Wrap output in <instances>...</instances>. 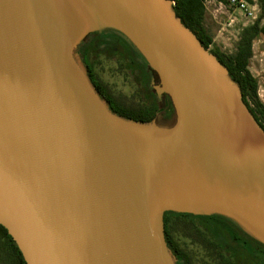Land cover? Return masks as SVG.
Here are the masks:
<instances>
[{
  "label": "water",
  "instance_id": "obj_1",
  "mask_svg": "<svg viewBox=\"0 0 264 264\" xmlns=\"http://www.w3.org/2000/svg\"><path fill=\"white\" fill-rule=\"evenodd\" d=\"M113 29L175 120L113 113L77 54ZM218 214L264 245V130L171 0H0V225L25 264H177L163 214Z\"/></svg>",
  "mask_w": 264,
  "mask_h": 264
},
{
  "label": "trees",
  "instance_id": "obj_2",
  "mask_svg": "<svg viewBox=\"0 0 264 264\" xmlns=\"http://www.w3.org/2000/svg\"><path fill=\"white\" fill-rule=\"evenodd\" d=\"M171 1L175 14L181 23L190 29L202 46L208 49L228 70L230 78L238 84L241 90L244 104L264 130V104L257 96L256 80L247 68L252 53L253 37L259 33L264 35V0H257L260 9L258 18L252 25L243 29L236 45V51L229 55L209 49L212 38L202 23L205 11L202 0ZM92 54L88 58L91 63L92 74L87 75L99 96L107 102L109 109L113 113L128 119L144 122L153 120L152 112H149L141 104L129 101L126 97L120 101L115 100L107 86L97 76L94 60L96 51L93 50ZM247 98H250V102ZM197 220L200 223H197ZM182 224L187 225L190 229L192 235L189 238L205 250L204 256L201 257L198 264H264V245L246 234L232 220L218 214L196 216L167 211L163 214L164 238L168 248L177 259V264H192L188 253L179 245L177 227ZM0 264H25L17 246L1 225Z\"/></svg>",
  "mask_w": 264,
  "mask_h": 264
},
{
  "label": "rangeland",
  "instance_id": "obj_3",
  "mask_svg": "<svg viewBox=\"0 0 264 264\" xmlns=\"http://www.w3.org/2000/svg\"><path fill=\"white\" fill-rule=\"evenodd\" d=\"M205 8L202 23L206 32L211 36L212 43L209 49L224 55L233 54L241 37L243 29L252 25L255 19L246 17L243 12L231 6L227 0H202ZM258 3V1L256 0ZM251 56L247 68L257 83V96L264 104V35L257 34L251 43ZM95 71L116 101L131 98L135 93L131 83H135L137 72L132 63L125 56L112 53H96ZM134 94V95H133ZM134 96V97H133ZM250 102V98H247ZM251 104V103H250ZM197 223H200L198 220ZM191 232L187 225L177 227L179 245L190 256L192 264H198L205 250L190 237Z\"/></svg>",
  "mask_w": 264,
  "mask_h": 264
},
{
  "label": "flooded vegetation",
  "instance_id": "obj_4",
  "mask_svg": "<svg viewBox=\"0 0 264 264\" xmlns=\"http://www.w3.org/2000/svg\"><path fill=\"white\" fill-rule=\"evenodd\" d=\"M93 50L98 54L101 52L119 54L120 56L125 54L132 63V68L137 72L135 83H131L132 93H135V95L133 94L135 97L133 96L134 99L128 98V100L146 107L149 112H152L153 120L155 119L159 124L169 125L174 122L175 115L172 103L166 93L158 91L160 82L156 72L149 67L141 54L121 33L106 28L89 33L81 41L76 52L89 75L92 72L88 58L93 55ZM92 79L94 80V78Z\"/></svg>",
  "mask_w": 264,
  "mask_h": 264
},
{
  "label": "built area",
  "instance_id": "obj_5",
  "mask_svg": "<svg viewBox=\"0 0 264 264\" xmlns=\"http://www.w3.org/2000/svg\"><path fill=\"white\" fill-rule=\"evenodd\" d=\"M227 1L231 6L243 12V14L248 18L255 19L257 17V14L259 13V6L256 0H227Z\"/></svg>",
  "mask_w": 264,
  "mask_h": 264
}]
</instances>
